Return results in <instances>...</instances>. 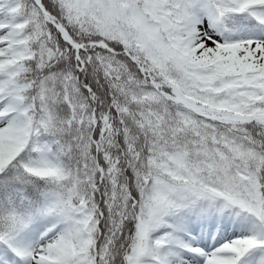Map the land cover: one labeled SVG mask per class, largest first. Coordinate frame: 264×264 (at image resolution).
<instances>
[{
  "label": "snow or ice",
  "instance_id": "6c2138e0",
  "mask_svg": "<svg viewBox=\"0 0 264 264\" xmlns=\"http://www.w3.org/2000/svg\"><path fill=\"white\" fill-rule=\"evenodd\" d=\"M0 264H264V0H0Z\"/></svg>",
  "mask_w": 264,
  "mask_h": 264
}]
</instances>
